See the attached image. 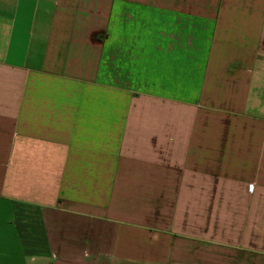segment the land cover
I'll use <instances>...</instances> for the list:
<instances>
[{
	"label": "crops",
	"instance_id": "obj_1",
	"mask_svg": "<svg viewBox=\"0 0 264 264\" xmlns=\"http://www.w3.org/2000/svg\"><path fill=\"white\" fill-rule=\"evenodd\" d=\"M0 264H264V0H0Z\"/></svg>",
	"mask_w": 264,
	"mask_h": 264
},
{
	"label": "built area",
	"instance_id": "obj_2",
	"mask_svg": "<svg viewBox=\"0 0 264 264\" xmlns=\"http://www.w3.org/2000/svg\"><path fill=\"white\" fill-rule=\"evenodd\" d=\"M251 187H249V189H250Z\"/></svg>",
	"mask_w": 264,
	"mask_h": 264
}]
</instances>
